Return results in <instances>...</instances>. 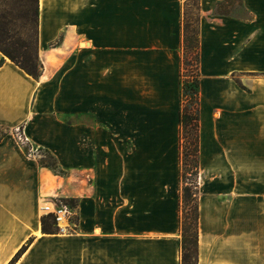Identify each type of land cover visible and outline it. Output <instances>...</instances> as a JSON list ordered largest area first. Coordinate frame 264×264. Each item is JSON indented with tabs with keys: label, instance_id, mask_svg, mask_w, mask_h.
<instances>
[{
	"label": "crops",
	"instance_id": "0c3cea01",
	"mask_svg": "<svg viewBox=\"0 0 264 264\" xmlns=\"http://www.w3.org/2000/svg\"><path fill=\"white\" fill-rule=\"evenodd\" d=\"M228 1L199 8L196 264H264V0ZM44 7L38 78L0 52V264H181L182 0Z\"/></svg>",
	"mask_w": 264,
	"mask_h": 264
},
{
	"label": "rangeland",
	"instance_id": "374dc122",
	"mask_svg": "<svg viewBox=\"0 0 264 264\" xmlns=\"http://www.w3.org/2000/svg\"><path fill=\"white\" fill-rule=\"evenodd\" d=\"M237 1L229 0L228 3L223 2L219 7L220 9H235L237 11ZM230 7V8H227ZM182 8L184 11V19H191L192 23L189 30L196 27L197 14H199L200 0H182ZM33 0H0V45L5 48L12 49L18 46L16 42L27 43V51L34 55L36 54V38H35V26L33 22ZM192 36V37H191ZM190 43L192 40V45L195 41V35H190ZM183 58V66L180 67V108L190 114L195 112V95L194 89L190 86L184 84L182 88L181 96V85L187 80L190 82L197 75V66L195 61V56L192 54L191 50H183L181 52V60ZM5 133V129L0 128V137ZM180 143H181V161H180V182H181V193L182 188L186 186L189 191V197L185 202L180 199V210L182 211V216L190 222L191 231H193V219L194 210L196 204V196L198 193V178L197 170L194 168L195 157L193 155V142H194V130L192 124L189 122L184 124L183 128L180 130ZM29 151H33L30 145H26ZM38 153L40 159H46L53 162L54 159L45 150H35ZM181 196V195H180ZM57 203L65 205L70 211V220L72 221V229L74 228V222L76 221V211L75 207L77 201H73L75 204H71L70 201L66 199H58ZM49 223H54L51 216L49 218ZM53 226L56 227L54 224ZM57 228V227H56ZM193 261V260H192Z\"/></svg>",
	"mask_w": 264,
	"mask_h": 264
},
{
	"label": "trees",
	"instance_id": "16d2710c",
	"mask_svg": "<svg viewBox=\"0 0 264 264\" xmlns=\"http://www.w3.org/2000/svg\"><path fill=\"white\" fill-rule=\"evenodd\" d=\"M34 9H33V22L35 26V38H36V54L32 55L27 51V43L24 42H16L18 46H15L12 49L5 48L0 45V52L18 65L21 69H23L27 74L31 75L34 78H38L40 72L42 70V63L39 61L37 57V26H38V0H33ZM223 2H218L216 5V10L218 12H224L225 10L220 9L219 7ZM199 10V9H198ZM191 19H184V11L182 8L181 19H180V28H181V50H191L192 54L195 56L196 66H197V75L196 78L188 82L187 80L181 85V96H182V88H184V84L186 86H190L193 88L195 95V112L190 114L184 110V108H180L179 111V125L180 130L183 128L184 124L191 123L194 130V142H193V155L195 157L194 168L197 170L198 166V61H199V14H197L196 27L189 30L191 26ZM190 35H195V41L192 45V40L190 43ZM192 37V36H191ZM183 58L181 60V67L183 66ZM181 76V71H180ZM181 135V133H180ZM180 154H181V143H179ZM27 149V148H26ZM51 155V154H50ZM52 156V155H51ZM53 157V156H52ZM54 159V157H53ZM181 161V155H180ZM40 164L44 166H48L59 174H64L65 172L61 169H58L55 159L53 162H50L46 159H40ZM180 199L182 202H185L189 197V191L186 186L182 188V194H180ZM70 201L71 204L73 201H77L76 198H65ZM74 204V203H73ZM75 205V204H74ZM49 218L51 215H43L41 216V230L42 232L48 231H58L54 225V223H49ZM193 231H191V224L187 222V219L182 216V211L180 210V261L181 264H196V247H197V224H198V211H197V196H196V204L194 210V219H193ZM31 239L28 240L26 244H24L11 258V260L7 264H14V262L21 256V254L25 251L26 247L29 245ZM193 260V261H192Z\"/></svg>",
	"mask_w": 264,
	"mask_h": 264
},
{
	"label": "built area",
	"instance_id": "2783aa9c",
	"mask_svg": "<svg viewBox=\"0 0 264 264\" xmlns=\"http://www.w3.org/2000/svg\"><path fill=\"white\" fill-rule=\"evenodd\" d=\"M41 209L44 214L52 216L58 231L64 232L72 229V221L70 220L71 214L65 205L59 204L56 201L44 202ZM64 221L65 224H62Z\"/></svg>",
	"mask_w": 264,
	"mask_h": 264
},
{
	"label": "bare ground",
	"instance_id": "6f19581e",
	"mask_svg": "<svg viewBox=\"0 0 264 264\" xmlns=\"http://www.w3.org/2000/svg\"><path fill=\"white\" fill-rule=\"evenodd\" d=\"M40 4H41V6H42V9H45V7H44V0H40ZM62 224H65V221L62 222Z\"/></svg>",
	"mask_w": 264,
	"mask_h": 264
}]
</instances>
